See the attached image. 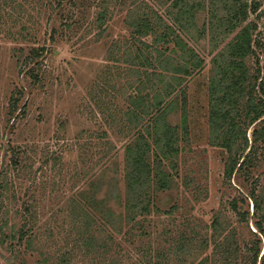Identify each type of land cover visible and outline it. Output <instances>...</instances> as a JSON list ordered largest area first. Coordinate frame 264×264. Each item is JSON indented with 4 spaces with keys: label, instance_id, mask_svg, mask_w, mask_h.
Segmentation results:
<instances>
[{
    "label": "rangeland",
    "instance_id": "rangeland-1",
    "mask_svg": "<svg viewBox=\"0 0 264 264\" xmlns=\"http://www.w3.org/2000/svg\"><path fill=\"white\" fill-rule=\"evenodd\" d=\"M147 1L171 21L163 0ZM130 2L126 0L122 10L119 5L111 7L109 28L101 35L91 25L98 12L91 1L78 11L64 8L71 9L76 19L69 29L60 28L54 12L41 2H22L15 11L11 5L5 7L10 18L5 16L0 26V264H59L61 255L66 256V264H107L111 260L84 253L73 236L87 231L80 230L79 222L91 220L90 213L95 221L89 232L103 241L111 234L110 228L100 232L105 207L121 210L116 196L123 199L126 139L116 133V127H109L98 104L110 102L113 93L108 84L120 89L116 77L125 64L115 61L117 51L112 46H121V38L127 36L124 18ZM203 2L195 22L188 23L183 34L204 59V68L188 82L189 139L178 155L176 187L162 196V202L175 204L176 209L171 214L149 216L144 237L132 225L117 222L119 231H114L111 254L117 264H196L200 259H206V264H249L248 247L257 238L254 227L251 220L238 222L227 209L230 198L248 192V184L238 174L230 183L223 180L226 154L208 144L205 118L211 58L233 33L223 35L210 16L215 9L212 1ZM249 2L258 5L248 20L256 22L254 35L261 42L257 53L259 67H263L264 0ZM53 27L57 32L51 41ZM31 48H44L42 56L30 64L40 78L35 83L26 74V55ZM250 66L254 67L253 59ZM116 90L112 103L123 106V97ZM104 130L107 138L100 136ZM14 159L18 164H13ZM255 173L264 183V168ZM187 180L190 184L185 186ZM79 200L92 207L75 210ZM248 206L251 212V202ZM26 208L31 218L26 219ZM216 214L229 225L223 234L234 251L222 252L210 241L209 225ZM185 226L193 229L198 245L203 238L209 239L206 247L194 244L190 254L186 246L182 251L175 248ZM214 237L222 242L223 237ZM260 246L263 248L262 242Z\"/></svg>",
    "mask_w": 264,
    "mask_h": 264
},
{
    "label": "trees",
    "instance_id": "trees-1",
    "mask_svg": "<svg viewBox=\"0 0 264 264\" xmlns=\"http://www.w3.org/2000/svg\"><path fill=\"white\" fill-rule=\"evenodd\" d=\"M88 1L98 8L91 25L99 35L109 28L107 25L113 14L111 7L119 5L122 10V6L126 5V0H0V26L4 25L5 16L9 17L7 12L4 13L5 7L11 5L10 9L15 11L22 7V2L29 5L41 2L54 12L60 21V28L69 29L76 19L71 9L66 11L64 8L68 6L78 11ZM211 1L215 9L211 10L210 16L217 20L216 27L223 31L224 36L232 33L233 36L211 58V74L205 83L207 141L226 154L223 180L230 183L233 175L238 174L248 184V192H239L230 198L227 209L238 222L248 223L251 220L257 238L248 247V263L264 264V183L255 173L257 169L264 168V66L259 67L257 51L261 42L254 35L256 22L248 20L249 14L257 11L258 5L248 3V0ZM163 3L167 5L171 21L149 1L131 0L130 10L124 18L127 36L121 38V46H112L117 51L114 53L115 61L125 64L124 70L116 77L120 81V89L116 90L114 84H108L113 93L110 102H97L109 127H116V133L126 139L123 146V199L117 194L121 205L118 212L110 206L105 207L100 232L110 228L111 234L103 241L89 232L95 221L90 213L91 220L79 222L80 230L87 228V231L75 233L73 238L76 243L79 242L84 253L99 254L105 259L110 257L107 264H117L111 255L115 243L114 231H119L115 228L116 224L132 225L131 228L137 229L144 237L149 216L171 214L176 209L175 204L162 202V196L176 187L178 155L181 145L189 139L188 82L204 68V59L187 43L183 34L186 25L195 22L204 2L163 0ZM56 32L55 27L51 28V41ZM43 50L31 48L26 55V74L34 83L40 78L30 64L42 56ZM252 59L253 68L250 66ZM114 90L123 97V106L112 103L116 97ZM175 115L178 117L174 122L172 118ZM249 129L250 138L247 137ZM100 134L101 138H107L106 130ZM13 164H18L17 160L14 159ZM188 184V180L184 182L185 186ZM249 202L252 204L251 212ZM76 203L75 210L87 205L82 200ZM89 206L92 207V204L87 208ZM30 216L26 208V219ZM209 227L212 229L210 241L215 248H221L222 252L234 251L232 242L223 234L229 225L222 221L221 215H214ZM185 228L175 240V248L182 251L186 246L190 254L195 250L197 236L192 228ZM214 236L223 237L222 242L213 240ZM208 242L209 239L203 238L197 246L204 248ZM66 261V256L61 255L59 264H66ZM196 264H206V259H200Z\"/></svg>",
    "mask_w": 264,
    "mask_h": 264
}]
</instances>
